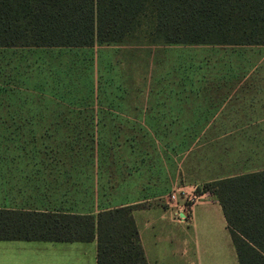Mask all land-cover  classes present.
<instances>
[{
    "label": "crops",
    "instance_id": "1",
    "mask_svg": "<svg viewBox=\"0 0 264 264\" xmlns=\"http://www.w3.org/2000/svg\"><path fill=\"white\" fill-rule=\"evenodd\" d=\"M149 46L161 47L159 51L166 48L182 50L189 60L183 62L186 75L187 70L191 71L188 82L150 84L142 88L133 84L126 92L130 95L143 92L141 98H134L144 101V108L151 116H158L157 122L212 125V131L209 128L205 133L212 134L215 151L193 153L196 163L221 174L211 180L264 170V44L169 43ZM90 48L33 50L38 52V60L44 69L57 75L68 74L71 57ZM64 52L70 57L66 56L67 63L59 67L56 61ZM194 53L200 54L197 60L193 58ZM137 57L138 49L132 45L119 53L121 62L127 64L135 63ZM93 61L87 59L90 71L94 70ZM124 103L129 111L140 109L127 97ZM70 152L0 151V208L95 215L104 208L134 204L137 206L132 215L148 264H238L221 206L206 190L197 191L187 215L180 217L174 203L143 204L142 197L131 196L125 191L107 192L96 181L90 180L82 187L87 192L85 204L69 199L75 203V209L66 208L64 205L69 200L64 197L79 196V192L71 188H77V183L65 188L69 178L64 175L71 167L65 157ZM173 156L178 158L177 154L173 153ZM91 172L95 173V167ZM99 189L102 191L100 198L105 201L93 199L98 197ZM181 202L183 199L178 198L175 204ZM0 264H96V239H0Z\"/></svg>",
    "mask_w": 264,
    "mask_h": 264
},
{
    "label": "trees",
    "instance_id": "2",
    "mask_svg": "<svg viewBox=\"0 0 264 264\" xmlns=\"http://www.w3.org/2000/svg\"><path fill=\"white\" fill-rule=\"evenodd\" d=\"M128 42L264 44V0H0L1 49ZM52 123L3 121L9 131L0 135V151H120L118 137L89 135V122L54 123L78 132L61 137L50 131ZM123 125L133 131L138 124ZM134 140L123 142L134 147ZM201 189L221 206L238 264H264V170L210 180ZM136 206L104 208L95 215L0 208V239L95 238L96 264H148L132 215Z\"/></svg>",
    "mask_w": 264,
    "mask_h": 264
},
{
    "label": "rangeland",
    "instance_id": "3",
    "mask_svg": "<svg viewBox=\"0 0 264 264\" xmlns=\"http://www.w3.org/2000/svg\"><path fill=\"white\" fill-rule=\"evenodd\" d=\"M131 45L138 49L137 61L121 62L119 53ZM160 49L145 43L95 44L87 52L81 50L71 57L68 74L54 75L51 70L44 69L36 50L0 48V135L9 131L3 121L89 122V135L100 139H121L120 151L66 153L65 162L71 167L64 175L69 179L63 182L68 184L65 188L77 183V188H71L79 192V196L64 197L66 201L77 199L85 204L87 192L82 187L90 180L96 181L107 192L118 190L142 197L143 204H172L170 195L179 189H193L197 194L206 181L221 175L208 171L193 159L195 152L215 151L212 134L205 133L209 128L212 131V125L157 122L158 116H151L144 108V101L134 98H141L143 92L131 95L126 92L133 84L142 88L150 84L188 82L191 71L187 70L186 75L183 62L189 60L185 53L179 48ZM199 55L194 53L193 58L197 60ZM66 56L70 57L66 52L58 55L59 67L67 63ZM90 58L94 60L93 71L87 68V59L90 61ZM126 97L140 109L129 111L124 103ZM133 123L138 124L133 131L132 127L123 125ZM118 124L121 125L117 127ZM63 127L57 123L50 131L58 137L78 134ZM125 139H135L134 147L123 142ZM94 167L95 173H92ZM101 192L99 189L98 197L93 199H99ZM178 198L183 199L181 195ZM69 203L64 206L75 209V203Z\"/></svg>",
    "mask_w": 264,
    "mask_h": 264
},
{
    "label": "built area",
    "instance_id": "4",
    "mask_svg": "<svg viewBox=\"0 0 264 264\" xmlns=\"http://www.w3.org/2000/svg\"><path fill=\"white\" fill-rule=\"evenodd\" d=\"M180 195L183 197V202H181L179 204H175L176 213L180 217H185L188 213L189 205L196 198V194L194 193L193 189L191 191L179 189V190L171 193L170 198H171L172 203H176L177 202L176 199Z\"/></svg>",
    "mask_w": 264,
    "mask_h": 264
}]
</instances>
